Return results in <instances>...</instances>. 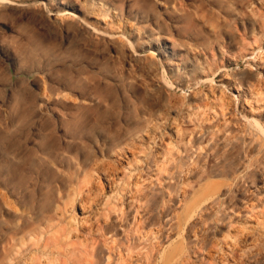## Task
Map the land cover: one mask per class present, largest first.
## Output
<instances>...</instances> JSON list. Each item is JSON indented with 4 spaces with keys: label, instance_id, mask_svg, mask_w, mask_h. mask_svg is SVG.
<instances>
[{
    "label": "rangeland",
    "instance_id": "obj_1",
    "mask_svg": "<svg viewBox=\"0 0 264 264\" xmlns=\"http://www.w3.org/2000/svg\"><path fill=\"white\" fill-rule=\"evenodd\" d=\"M263 236L264 0H0V264H264Z\"/></svg>",
    "mask_w": 264,
    "mask_h": 264
},
{
    "label": "bare ground",
    "instance_id": "obj_2",
    "mask_svg": "<svg viewBox=\"0 0 264 264\" xmlns=\"http://www.w3.org/2000/svg\"><path fill=\"white\" fill-rule=\"evenodd\" d=\"M3 2V1H2ZM1 2V3H2ZM7 4H8V1H5ZM4 3V2H3ZM45 4V3H44ZM12 5H14V4H12ZM17 5V4H16ZM22 6H24V5H22ZM45 6H46V4H45ZM45 8V7H44ZM49 13H50V11H49ZM52 13V12H51ZM64 13L65 14H70V15H72V16H74L75 14L73 13V12H71V11H64ZM64 13H63V15H64ZM48 14V13H47ZM53 14V13H52ZM76 17V16H75ZM90 174H87V173H85V175H84V179H83V181H82V179H80L79 180V185H78V187H77V189H76V191H78L79 193H81V191H82V189L83 188H85V187H88V185H89V183H90V180H89V178H90V176H89ZM98 186V185H97ZM96 186V187H97ZM91 187V186H90ZM96 187H95V189H96ZM98 190V189H97ZM91 193H92V190H89ZM99 193V191H96V193ZM91 193H87V194H91ZM97 193V194H98ZM97 194H95L96 195V198L98 197L97 196ZM89 195H86L87 197L86 198H88L90 201H92L93 199H94V195H93V197L91 196V198H92V200L89 198L90 196ZM99 195V194H98ZM86 201H88V200H86ZM90 203V202H89ZM76 237V236H75ZM264 237V236H263ZM263 237L261 238V239H263ZM260 239V240H261ZM256 240V239H255ZM260 240H257V242H259ZM248 245V244H247ZM250 245V244H249ZM255 246H257L258 248H259V250H258V253H262V255H263V259H264V249H263V247H264V241L263 242H260L259 244L258 243H256L255 244ZM55 249V248H54ZM57 249V248H56ZM55 249V250H56ZM247 250V249H246ZM248 251V250H247ZM34 252V251H33ZM185 252V251H184ZM246 252V251H245ZM183 255L184 253H183V248H181V246H178L177 248H175V249H172V250H165V252H164V254H163V256H164V258H165V260L164 261H166V262H172L173 260H175L178 256H180V255ZM33 255V254H32ZM181 255V256H182ZM54 256H56V255H54ZM32 258V257H31ZM179 258V257H178ZM225 261V260H224ZM238 261H240V260H238ZM45 262V261H44ZM229 261H227V263H228ZM28 263H29V261H28ZM27 263V264H28ZM41 263V262H40ZM46 263V262H45ZM91 263V262H90ZM230 263V262H229ZM232 263V262H231ZM51 264H53V263H51ZM74 264V263H73ZM88 264V263H87Z\"/></svg>",
    "mask_w": 264,
    "mask_h": 264
}]
</instances>
